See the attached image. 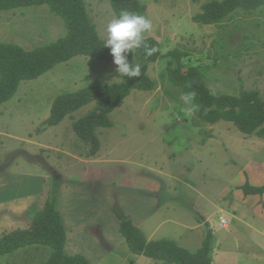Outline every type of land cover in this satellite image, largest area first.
<instances>
[{
	"label": "rangeland",
	"instance_id": "obj_1",
	"mask_svg": "<svg viewBox=\"0 0 264 264\" xmlns=\"http://www.w3.org/2000/svg\"><path fill=\"white\" fill-rule=\"evenodd\" d=\"M138 1L146 8L143 16L152 22V29L146 35L161 45L163 57L148 69L158 88L153 92L133 91L110 114L112 128L96 131L100 150L94 157L86 158L85 148L72 125L91 111L94 104L81 108L57 126L46 127L45 120L57 96L88 86L119 82L114 65L78 56L56 65L36 80L22 82L16 95L0 106V203L30 194L32 207L28 215L33 217L40 203L38 194L54 202L57 210L63 201L73 215L72 220L70 216L66 219V253L83 255L91 264H166L132 254L118 232L120 222L130 217L136 205L143 204L141 199L143 205L154 203L151 191L119 192L116 185L98 186L103 179L94 177L88 186L75 188L81 194L71 197L72 187L68 186L63 193L57 178L60 174H76L83 163L93 172L103 168L101 172L105 174H109L105 171L130 174L125 172L134 168L142 174H167L172 178L162 179L158 186L157 198L162 207L151 216L149 223L156 227L161 224L154 240L176 239L167 234L172 220H168L171 214L168 210L165 213V207L171 200L181 210L176 215L178 219L187 215L185 221L189 225L193 219L200 223L197 212L193 216L189 207L205 209L209 223L202 230L205 233L209 225L216 232L219 239L216 252L221 253L215 259L217 264H264V253L258 251L264 249V241L243 226L230 224L228 229H223L218 219L224 216L228 220L229 215L212 210L208 201L187 188L188 185L206 188L204 197L214 200L213 193L220 187H231V179L237 172L235 167L247 159H264V138L243 135L226 122L199 125L196 120L194 124L180 100L181 91L167 84V94L160 84V74L167 61L164 55L179 50L186 53L182 59L185 66H209L206 83L213 95H237L241 89L258 90L264 100V8L253 16L239 13L220 26H199L193 23L192 17L210 0ZM85 4L103 41L106 24L115 15L109 0H85ZM64 35L62 21L45 5L0 13V43L30 50ZM169 188H174V193ZM76 219L84 220L85 227L74 228L80 222L84 224ZM145 228L142 231L146 232ZM182 231L180 228L176 236L181 237ZM114 238L118 239L115 245ZM180 245L190 251L197 250L194 244ZM22 252L25 261L33 262L36 258V262L45 264L51 249L32 245Z\"/></svg>",
	"mask_w": 264,
	"mask_h": 264
},
{
	"label": "trees",
	"instance_id": "obj_2",
	"mask_svg": "<svg viewBox=\"0 0 264 264\" xmlns=\"http://www.w3.org/2000/svg\"><path fill=\"white\" fill-rule=\"evenodd\" d=\"M109 3L116 16L122 10L145 14V6L138 0H109ZM44 5L62 21L65 35L48 45L30 50L16 44L0 43V106L16 95L22 82L36 80L56 65L75 57L84 56L113 64L109 49L103 47V41L88 15L85 0H0V13ZM263 8L264 0H210L201 5L200 12L192 17V21L199 26H220L239 13L253 16ZM146 33L147 45L156 51L146 55L141 47L128 55L130 62L141 65L139 77H124L116 83L88 86L65 93L57 96L51 104L49 116L45 120L46 127L57 126L81 108L94 104L91 111L72 125L75 135L85 148L86 158L94 157L100 150L96 131L112 128L110 114L133 91L153 92L158 88V83L148 75V69L163 57L161 45ZM185 56L186 53L179 50L164 55L167 61L160 74V84L167 94V84L179 89L181 93H196L195 103L199 108L191 114L193 123L196 124V120L199 125L226 122L243 135L264 138V100L260 92L241 89L237 95H213L206 83L209 66H185L182 62ZM240 189L244 195L264 193V185L255 187L248 182ZM118 232L134 255L166 264H213L211 254L214 231L209 225L196 251H190L173 240L147 241L141 230L129 219L120 222ZM66 240L60 213L54 202L46 200L42 208L34 213L27 229L2 234L0 257L20 248L41 245L51 249L45 264H90L83 255L67 254Z\"/></svg>",
	"mask_w": 264,
	"mask_h": 264
},
{
	"label": "crops",
	"instance_id": "obj_3",
	"mask_svg": "<svg viewBox=\"0 0 264 264\" xmlns=\"http://www.w3.org/2000/svg\"><path fill=\"white\" fill-rule=\"evenodd\" d=\"M254 160L247 159L241 163L240 167L239 166H237L238 168L235 167L237 169V172L236 174H234V177L231 179L232 180V183L230 184L231 187H227V186L220 187V189H218V192L216 191L215 193H213V195L218 197V199L216 197L214 200L211 199L208 200V198L206 199L204 197L206 193L205 192L206 188L196 189V187L191 185H188L187 188H189V190L192 191L193 193L197 194L200 199L208 201V203L212 206L211 207L212 210H218V212H223L224 214L229 215L228 225L226 228L223 229H228L230 224L235 225L237 227L243 226L249 232L251 231L252 234L259 237L261 241H264V193L262 195H244L243 191L240 189V187H242L246 182H248L251 186H255V187H260L264 185V159L262 160L258 159L255 161ZM79 166L80 167L76 170V174H60L59 177L58 174H56V178L58 177L57 179L60 182L63 193L68 188V186L72 187V189L69 192L71 197L78 196L79 194H81L82 191H80V189H75V188L88 186V184L94 182L93 180L94 177L98 180L103 179L102 181H100L98 186L103 187V186L116 185L119 187L117 188L115 186L119 192L121 190L151 191L152 192L151 196H154V198L153 197L150 198L152 199L151 201H154V203L151 206H149V204L151 203H145V205H143L144 201L143 199H141L140 201H142L143 204L138 206L136 205L135 209L133 210L134 212L130 213V217H128V219L131 220L132 223L141 230L147 241H156L154 240V237L158 229L160 228L161 224H159L156 227L150 225L149 223L151 216H153L155 212L162 207L159 204L157 198V194L160 191V188H158V186L161 183L160 181L162 179L164 178L171 179L172 177H168L167 174H156V175L142 174L140 171H136L138 170L137 168H134L133 170H129L126 172L122 170L123 172L130 174H111V171H105L109 173V174H105L104 172H101L103 171V168H99L95 172H93V170L91 171L90 169L91 167L86 163H83L82 165ZM103 166L107 167V163L103 164ZM67 167H65V169ZM140 167L141 166L138 167L139 170ZM204 168L206 169L207 172L208 170L207 165H205ZM134 171H136L135 174L133 173ZM111 180H113V183H111L112 182ZM169 187H171V185ZM170 191L171 193H174V188L172 189L169 188V192ZM149 194L151 193L149 192ZM38 196L40 198V203L34 209V211L40 210L46 201L44 198H42L41 194H38ZM21 197L23 196L16 197L6 203H0V237L4 233H9L17 229H27L29 227L32 218L30 215H28V211L29 209L31 210L32 207L31 195L28 194L27 196H24L23 202L20 205ZM169 202H170L169 206L165 207V213L167 212L166 210H168L169 213L171 214V215L169 214L171 217H169L170 219L168 220L169 221L172 220L171 221L172 225H171V229L167 231V234L168 236L175 237L177 240L169 239V238H162V239L173 240L179 245L182 244L183 246H187V247L194 244V246L198 249L201 245L204 236V230H202V227L203 225L205 226L206 222L209 223L208 221L209 216L208 217L206 216L205 209L201 207V209L195 210L189 207L188 210L191 211V214L193 216H195V212H197L198 220L200 222L197 223L196 219H193L192 221L189 220L190 222L189 225L188 221L187 222L185 221L187 215H183L184 217H182V219L180 218L178 219L177 216L181 212V210L177 209L176 205L173 206L171 204V200ZM61 204L62 206L61 208H59L60 210L59 209L58 210L62 219V223L66 228V225L68 224L66 219L68 218V216H70L72 220L73 215L71 216L69 212L70 208L67 205L64 206L65 203L63 201L60 202V205ZM146 205L148 207H146ZM139 208L142 209V211H140ZM190 211L188 212V214H190ZM136 212L140 213V215L138 216ZM182 213L184 212L182 211ZM73 214L74 215L76 214L75 209H73ZM221 217L226 218L224 216H220L219 218ZM24 220L27 221L29 220V223L25 222ZM71 220H69L70 223ZM75 221L84 222V220H79V219H76ZM83 225L85 227V222L84 224L80 222L74 228H78L79 226H83ZM144 227H146L145 228L146 232L142 231V228ZM180 228H182L183 231L179 232L181 233V237L180 236L177 237L176 233L180 231ZM109 238L112 239L111 235H109ZM117 241H118L117 238L113 239L114 245L117 243ZM66 244H67V240H66ZM218 244H219V239L216 236V232H214L213 248L211 254V259L213 264L219 263L216 262L215 259L218 260L221 257V253L216 252L218 249L217 247ZM25 248L26 247L20 248L12 253L0 257L2 258L1 264H41L36 262V258H34L35 260L33 262L25 261V259L22 257L23 255H25V253L22 252ZM258 251H263L264 253V249H258Z\"/></svg>",
	"mask_w": 264,
	"mask_h": 264
},
{
	"label": "clouds",
	"instance_id": "obj_4",
	"mask_svg": "<svg viewBox=\"0 0 264 264\" xmlns=\"http://www.w3.org/2000/svg\"><path fill=\"white\" fill-rule=\"evenodd\" d=\"M151 29L150 20L128 10H122L118 16L113 15L107 22L103 47L108 48L109 54L113 57L115 71L119 74L116 78H133L141 75V65L130 62L128 55L141 47L144 48L146 55H152L156 51L154 47L150 48L145 41L144 34L150 32ZM195 98L194 91L183 92L180 95V100L186 106L188 115L199 108V105L195 103Z\"/></svg>",
	"mask_w": 264,
	"mask_h": 264
},
{
	"label": "built area",
	"instance_id": "obj_5",
	"mask_svg": "<svg viewBox=\"0 0 264 264\" xmlns=\"http://www.w3.org/2000/svg\"><path fill=\"white\" fill-rule=\"evenodd\" d=\"M218 224L219 226L223 227V228H226L227 225H228V220L227 218H219L218 220Z\"/></svg>",
	"mask_w": 264,
	"mask_h": 264
}]
</instances>
